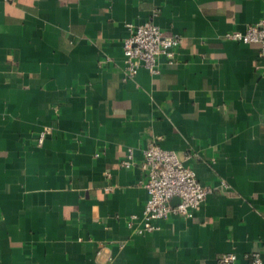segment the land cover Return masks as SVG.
I'll use <instances>...</instances> for the list:
<instances>
[{
    "label": "crops",
    "instance_id": "crops-1",
    "mask_svg": "<svg viewBox=\"0 0 264 264\" xmlns=\"http://www.w3.org/2000/svg\"><path fill=\"white\" fill-rule=\"evenodd\" d=\"M263 17L264 0H0V264L264 257V63L225 38ZM148 21L179 37L174 62L125 78L123 40ZM153 139L215 190L140 234Z\"/></svg>",
    "mask_w": 264,
    "mask_h": 264
},
{
    "label": "built area",
    "instance_id": "built-area-1",
    "mask_svg": "<svg viewBox=\"0 0 264 264\" xmlns=\"http://www.w3.org/2000/svg\"><path fill=\"white\" fill-rule=\"evenodd\" d=\"M130 28V35L123 40L125 78L134 77L143 67L151 73H159L162 59L168 63L174 62L181 42L178 36L165 34L159 25L151 21L131 25ZM225 38L259 44L258 57L264 63V17L244 31L227 32ZM49 133L50 127H44L36 136L37 144L42 145ZM121 164L127 168L135 164L131 149ZM141 166L146 173L145 188L148 198L141 217L132 215L129 220V226L140 234L158 230L162 220L192 217L201 203L215 190V187L203 184L196 171L186 165L176 151L163 148L156 139L150 141L144 150ZM220 187L223 190L229 189L225 181H221ZM174 198H179L180 201L173 203ZM136 220H140V224L134 227ZM217 264H264L263 252L257 249L246 253L245 261H239L234 252L222 253Z\"/></svg>",
    "mask_w": 264,
    "mask_h": 264
},
{
    "label": "water",
    "instance_id": "water-1",
    "mask_svg": "<svg viewBox=\"0 0 264 264\" xmlns=\"http://www.w3.org/2000/svg\"><path fill=\"white\" fill-rule=\"evenodd\" d=\"M179 201H180L179 198H174V199H173V203H177V202H179Z\"/></svg>",
    "mask_w": 264,
    "mask_h": 264
}]
</instances>
